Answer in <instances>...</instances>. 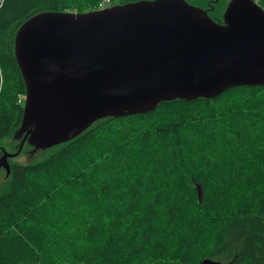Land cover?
<instances>
[{
  "label": "trees",
  "instance_id": "16d2710c",
  "mask_svg": "<svg viewBox=\"0 0 264 264\" xmlns=\"http://www.w3.org/2000/svg\"><path fill=\"white\" fill-rule=\"evenodd\" d=\"M109 1L103 8L153 0ZM230 1L187 0L216 22ZM101 2L0 0V142L19 143V27ZM38 152L9 161L0 186V264H264V86L104 118Z\"/></svg>",
  "mask_w": 264,
  "mask_h": 264
},
{
  "label": "water",
  "instance_id": "95a60500",
  "mask_svg": "<svg viewBox=\"0 0 264 264\" xmlns=\"http://www.w3.org/2000/svg\"><path fill=\"white\" fill-rule=\"evenodd\" d=\"M14 55L25 97L17 150L0 154L6 176L8 159L25 143L45 150L104 118L264 86V10L254 0H231L222 22L185 0L41 12L17 30ZM196 190L201 201V186Z\"/></svg>",
  "mask_w": 264,
  "mask_h": 264
},
{
  "label": "rangeland",
  "instance_id": "374dc122",
  "mask_svg": "<svg viewBox=\"0 0 264 264\" xmlns=\"http://www.w3.org/2000/svg\"><path fill=\"white\" fill-rule=\"evenodd\" d=\"M185 1H187V0H185ZM255 2H256V0H255ZM222 19H223V15H222ZM18 144L16 142H14L13 136H11L10 138L9 137L5 138L4 140H2L0 142V154H1V151H3V150L7 153H14L17 150L16 146H18ZM38 155H39L38 151L35 153L33 151V148L31 146H29L27 143H25V145L23 146L20 153L16 157L8 159V161L14 162L16 164H24L30 160L36 159L38 157ZM6 178H7L6 177V171L3 168V170H0V186L3 184V182Z\"/></svg>",
  "mask_w": 264,
  "mask_h": 264
},
{
  "label": "built area",
  "instance_id": "2783aa9c",
  "mask_svg": "<svg viewBox=\"0 0 264 264\" xmlns=\"http://www.w3.org/2000/svg\"><path fill=\"white\" fill-rule=\"evenodd\" d=\"M110 1L109 0H102V2L99 4V8H103L106 6Z\"/></svg>",
  "mask_w": 264,
  "mask_h": 264
},
{
  "label": "flooded vegetation",
  "instance_id": "af4514ba",
  "mask_svg": "<svg viewBox=\"0 0 264 264\" xmlns=\"http://www.w3.org/2000/svg\"><path fill=\"white\" fill-rule=\"evenodd\" d=\"M8 163H9V161H8ZM0 170H3V169H0Z\"/></svg>",
  "mask_w": 264,
  "mask_h": 264
}]
</instances>
